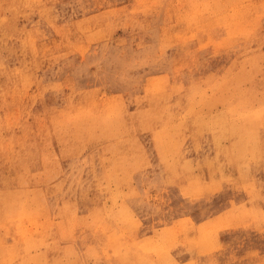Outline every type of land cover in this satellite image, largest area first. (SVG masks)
Wrapping results in <instances>:
<instances>
[{
  "label": "rangeland",
  "instance_id": "374dc122",
  "mask_svg": "<svg viewBox=\"0 0 264 264\" xmlns=\"http://www.w3.org/2000/svg\"><path fill=\"white\" fill-rule=\"evenodd\" d=\"M0 264H264V0H0Z\"/></svg>",
  "mask_w": 264,
  "mask_h": 264
},
{
  "label": "bare ground",
  "instance_id": "6f19581e",
  "mask_svg": "<svg viewBox=\"0 0 264 264\" xmlns=\"http://www.w3.org/2000/svg\"><path fill=\"white\" fill-rule=\"evenodd\" d=\"M198 10V9H197ZM96 38V37H95ZM15 51V50H14ZM21 53V52H20ZM44 58V57H43ZM165 66V65H164ZM172 75V74H171ZM9 77V76H8ZM13 79V78H12ZM26 79V78H25ZM213 83V82H212ZM190 90V89H189ZM171 91V90H170ZM188 100V99H187ZM115 101V100H114ZM181 101V100H180ZM112 104H114V103H112ZM115 105V104H114ZM113 105V106H114ZM233 105V104H232ZM112 106V107H113ZM231 106V105H230ZM235 107V106H234ZM168 108V107H167ZM90 110V109H89ZM186 110V109H185ZM110 111V110H109ZM115 111V110H114ZM110 113V112H109ZM80 117V116H79ZM88 118V117H87ZM158 119V118H157ZM86 121V120H85ZM248 121V120H247ZM124 122V121H123ZM167 122V121H166ZM180 122V121H179ZM12 125V124H11ZM65 125V124H64ZM214 125V124H213ZM37 127V126H36ZM259 128V127H258ZM61 131V130H60ZM90 135V134H89ZM167 136V135H166ZM259 136V135H258ZM73 137V136H72ZM142 137V136H141ZM248 141V140H247ZM257 142V141H256ZM224 143V142H223ZM12 144V143H11ZM75 144V143H74ZM105 144H107V143H105ZM115 144V143H114ZM7 145V144H6ZM173 145V144H172ZM247 145V144H246ZM131 146V145H130ZM256 146V145H255ZM13 147V146H12ZM259 147V146H258ZM108 148V147H107ZM125 150V149H124ZM119 151V150H118ZM188 151V150H187ZM262 151V150H261ZM80 152V151H79ZM249 152V151H248ZM178 153V152H177ZM8 156V155H7ZM217 157V156H216ZM235 158V157H234ZM107 159V158H106ZM210 160V159H209ZM94 161V160H93ZM179 161V160H178ZM257 161V160H256ZM230 163V162H229ZM249 163V162H248ZM258 163V162H257ZM239 164V163H238ZM37 166V165H36ZM245 166V165H244ZM224 169V168H223ZM242 170V169H241ZM114 173V172H113ZM182 173V172H181ZM202 173V172H201ZM213 173V172H212ZM240 174V173H239ZM111 178V177H110ZM83 180V179H82ZM197 180V179H196ZM218 180V179H217ZM216 180V181H217ZM116 182V181H115ZM197 182V181H196ZM188 183H190V182H188ZM211 183V182H210ZM209 183V184H210ZM249 183V182H248ZM115 184V183H114ZM91 186V185H90ZM186 186V185H185ZM19 187V186H18ZM125 187V186H124ZM257 187V186H256ZM24 189V188H23ZM165 189V188H164ZM98 190V189H97ZM212 190V189H211ZM252 190V189H251ZM211 192V191H210ZM36 193V192H35ZM239 193V192H238ZM120 195V194H119ZM42 196V195H41ZM257 196V195H256ZM251 197H252V195H251ZM198 199V198H197ZM182 201V200H181ZM67 202V201H66ZM74 202V201H73ZM115 202V201H114ZM41 203V202H40ZM79 203H80V201H79ZM64 204V203H63ZM117 204H119V203H117ZM43 205V204H42ZM224 206V205H223ZM126 207V206H125ZM124 207V208H125ZM63 208V207H62ZM123 208V209H124ZM131 208V207H130ZM48 209V208H47ZM47 209H46V211H47ZM44 210V209H43ZM132 210V209H131ZM183 211V210H182ZM124 212V211H123ZM248 212V211H247ZM59 213V212H58ZM88 213V212H87ZM175 213V212H174ZM184 213V212H183ZM226 213V212H225ZM152 214V213H151ZM173 214V213H172ZM108 215V214H107ZM119 215V214H118ZM220 215V214H219ZM133 216V215H132ZM175 216V215H174ZM130 217V216H129ZM151 218V217H150ZM189 218V217H188ZM72 219V218H71ZM145 219V218H144ZM164 219V218H163ZM136 220V219H135ZM143 221V220H142ZM191 221V220H190ZM160 222V221H159ZM228 222V221H227ZM188 224V223H187ZM190 224V223H189ZM238 224V223H237ZM99 225V224H98ZM106 225V224H105ZM220 225V224H219ZM69 226H71L70 224H69ZM151 226V225H150ZM188 226V225H187ZM30 227V226H29ZM220 227V226H219ZM222 227V226H221ZM106 229V228H105ZM154 229V228H153ZM214 229V228H213ZM184 230V229H183ZM211 230V229H210ZM32 231V230H31ZM65 231V230H64ZM176 234V233H175ZM192 235V234H191ZM114 236H115V234H114ZM178 236V235H177ZM131 237V236H130ZM24 238V237H23ZM231 238V237H230ZM173 242V241H172ZM208 242V241H207ZM188 243V242H187ZM167 245V244H166ZM195 246V245H194ZM221 247V246H220ZM152 252V251H151ZM128 259V258H127ZM164 263V262H163Z\"/></svg>",
  "mask_w": 264,
  "mask_h": 264
}]
</instances>
